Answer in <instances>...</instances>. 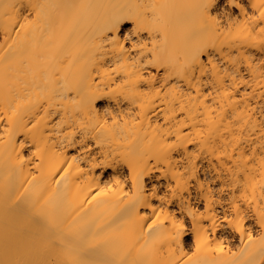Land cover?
<instances>
[{"label": "bare ground", "instance_id": "6f19581e", "mask_svg": "<svg viewBox=\"0 0 264 264\" xmlns=\"http://www.w3.org/2000/svg\"><path fill=\"white\" fill-rule=\"evenodd\" d=\"M0 264H264V0H0Z\"/></svg>", "mask_w": 264, "mask_h": 264}]
</instances>
